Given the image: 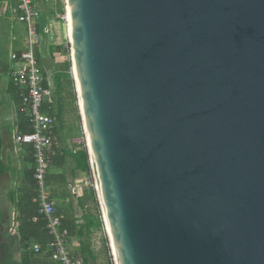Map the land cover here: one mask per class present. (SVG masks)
Masks as SVG:
<instances>
[{"label": "water", "instance_id": "1", "mask_svg": "<svg viewBox=\"0 0 264 264\" xmlns=\"http://www.w3.org/2000/svg\"><path fill=\"white\" fill-rule=\"evenodd\" d=\"M66 12L114 264H264V0Z\"/></svg>", "mask_w": 264, "mask_h": 264}, {"label": "built area", "instance_id": "2", "mask_svg": "<svg viewBox=\"0 0 264 264\" xmlns=\"http://www.w3.org/2000/svg\"><path fill=\"white\" fill-rule=\"evenodd\" d=\"M10 2L13 3L10 9L11 14L26 28L25 48L20 51L18 57L12 53L11 60L14 62L12 85L20 92L21 110L24 112L23 115L29 129V132H23L19 128V120L16 122L12 131L13 150L16 154L24 155L26 147L31 149L33 180L38 189V195L34 201L38 204V213L46 219L45 229L49 237L45 253H49V259L55 264H88L79 251L72 249V236L62 224L63 216L59 213L47 182L53 159L62 152V148L56 138L57 121L54 116L43 109L46 102L44 97L48 96L50 101L52 96L50 76L42 69L36 57L38 47L44 42H49L50 45L55 42L57 29L62 27L65 32L62 46L68 51L70 62L67 0H44L47 6L45 11H41L33 0H10ZM60 6L63 7L62 11H60ZM42 35L50 39H44ZM79 143L86 150L83 130ZM83 188H90L96 197V187L90 167L87 177L75 182L70 187V193L78 195ZM99 214L101 229L107 237L100 209ZM9 234L10 236L17 235L15 223L11 225ZM30 249L34 254H44L38 243H33Z\"/></svg>", "mask_w": 264, "mask_h": 264}, {"label": "crops", "instance_id": "3", "mask_svg": "<svg viewBox=\"0 0 264 264\" xmlns=\"http://www.w3.org/2000/svg\"><path fill=\"white\" fill-rule=\"evenodd\" d=\"M33 1L41 11L47 9L44 0H42V8H44V10L40 7L38 0ZM12 4L10 0H0V142L2 145V161L6 169V173L0 175V209L3 208L4 210L7 209L10 211L9 218L12 220L11 225L15 223V218L18 215V191L26 183L28 176L33 171V161L31 155H29V147L25 148L26 152L24 155L16 154L13 150L12 131L14 125L19 120V115L18 100L16 99L17 94L12 85L14 62L11 60V54L15 53L18 57L20 51L25 48V42L24 39L20 40L18 37V26L23 25V23L14 18L11 14L10 9ZM64 40L65 34L63 33V37H61L60 41H58L57 38V41L53 42L51 45L48 44L51 48L48 49L49 53L46 55L48 56L47 60L50 59L51 61V59H53V64L55 66L61 67L66 63V67L69 70L71 64L68 59L67 51L65 50L64 52L66 54L61 52L63 48L61 42ZM39 55L41 59L43 56H41V54ZM54 65L49 67L42 66V69L50 76L52 89L53 87L56 89L50 101L44 103V111L55 117L56 114L60 113L59 120L57 116L56 138L62 148V152L60 158L55 160V163H53L50 168L47 181L52 197L57 203L59 213L63 218L73 220L75 223L82 225L84 215L88 212L94 213L89 207V202L87 203L86 198L91 194L87 188H83L78 195H72L70 193V187H72L75 182L84 180L88 174L76 169V164L73 159V156L82 149L79 143L82 134V125L79 113V118L77 117L72 121L70 117H68V113L61 101L59 99V101L56 100L57 92L62 90V82L65 79L71 82V79L66 76L69 73L67 70H60V68L56 69ZM57 74L61 75V89L59 90L57 88L58 83L56 82ZM71 77L73 80L72 74ZM77 130L78 132L80 131L78 135L76 134L78 133ZM75 131L76 133L71 135V133ZM11 195H13L15 199L13 202L10 201ZM0 213L2 214L3 212L0 211ZM2 215L4 219V213ZM72 242H77L79 246L77 238L72 237L71 247Z\"/></svg>", "mask_w": 264, "mask_h": 264}, {"label": "trees", "instance_id": "4", "mask_svg": "<svg viewBox=\"0 0 264 264\" xmlns=\"http://www.w3.org/2000/svg\"><path fill=\"white\" fill-rule=\"evenodd\" d=\"M36 57L38 61L40 60V55L38 49L36 50ZM61 75H56V82L58 83V90L61 89L60 82ZM15 89V87H14ZM16 99L18 100V115H19V128L23 132H29L27 128V123L23 115L22 103L20 92L15 89ZM54 91L52 90V96ZM57 97V96H56ZM58 100V97L56 98ZM59 101V100H58ZM44 109V107H43ZM49 112V111H48ZM49 114V113H48ZM53 116V115H52ZM60 119V113L56 114L57 121ZM2 145L0 142V175L6 173L5 166L2 161ZM29 155H31V149L29 150ZM61 153H58L54 159L60 158ZM73 159L76 164V169L89 173V163L86 150L82 148L77 152ZM49 176V175H48ZM48 180V178H47ZM48 182V181H47ZM38 189L33 180V171L28 176L26 183L18 191V215L15 218V224L17 229V235L11 236L7 239H3L0 235V264H55L49 259V253L46 252V245L49 240L47 231L45 229L46 219L38 213V204L34 200L37 198ZM10 201H15L13 195L10 197ZM35 219V220H34ZM3 221V215L0 213V224ZM63 226L68 229L70 235L78 239L79 252L85 257L88 264H95V258L90 250V245L88 243L89 238L93 231L101 230L102 224L100 221V215L97 213V208L94 213H86L83 217L82 225L75 223V221L63 218ZM33 243H38L41 246L44 254H34L30 249ZM18 244L20 249L21 257L20 260L15 261L11 249Z\"/></svg>", "mask_w": 264, "mask_h": 264}, {"label": "rangeland", "instance_id": "5", "mask_svg": "<svg viewBox=\"0 0 264 264\" xmlns=\"http://www.w3.org/2000/svg\"><path fill=\"white\" fill-rule=\"evenodd\" d=\"M38 1L40 4V7L42 8V6H43L42 0H38ZM42 9L44 10V8H42ZM62 10H63V7L60 6V11H62ZM62 30H63L62 27H60V29H57L58 33H57L56 37L58 38V41H60L61 37H63V33L65 34L64 30L63 31ZM42 36L44 37V39H50L47 36H44V35H42ZM18 37L20 40L25 39V37H26L25 25L18 26ZM57 38L55 39V41H57ZM48 44H49V42H44L43 44H41L38 47L39 54H41V56H43L39 60L41 67L42 66L49 67L51 65H54L53 59H51V61H50V59L47 60L48 56L46 54L49 53L48 49L51 48L50 45H48ZM62 47L63 48L61 49V52L64 53L66 49L64 48V46H62ZM64 54H66V53H64ZM55 67H56V69L60 68V70L61 69L65 70V71L67 70V72H69L66 76L70 77L71 82H70V80H66V79L62 82L63 87H62V90L60 92H57V97L61 101L64 108L66 109V112L68 113V117H70V119L73 121L74 119H76L78 117L79 112L77 110L78 107H77V99H76V94H75V87H74L73 80L71 77V71H70L71 66H69V70L66 67V63L64 65H62L61 67H59V66H55ZM52 90L56 91L55 87H53ZM77 132H78V130H77ZM75 133H76V131L74 133H71V135H74ZM76 134L77 135L80 134V131ZM81 136H82V134H81ZM87 189L91 192V194L86 198L87 203L89 202V204H90L89 207L92 210V212H95L96 208H97V213H99V205L96 202L97 200H96V197L94 195L95 193L90 188H87ZM92 193H93V195H92ZM0 211H2L4 213V219L0 225V233H1L0 235L3 237V239H7V238L11 237L9 234V229L11 227V222H12V220H10V218H9L10 217L9 216L10 211L7 209L4 210L3 208H1ZM88 243L90 245V250L93 253L94 258H95V264H114L112 252H111V249H110V246L108 243V239L105 236V233L102 229L99 231L93 232L89 238ZM72 247L74 250L79 251V246L77 245V242H72ZM11 252L13 255V259L15 261L20 260L22 252L18 248V244H16L11 249Z\"/></svg>", "mask_w": 264, "mask_h": 264}, {"label": "bare ground", "instance_id": "6", "mask_svg": "<svg viewBox=\"0 0 264 264\" xmlns=\"http://www.w3.org/2000/svg\"><path fill=\"white\" fill-rule=\"evenodd\" d=\"M67 18L69 19V14L67 15Z\"/></svg>", "mask_w": 264, "mask_h": 264}]
</instances>
